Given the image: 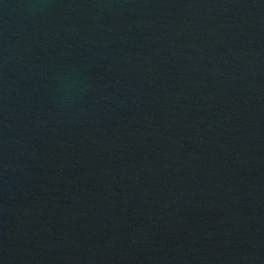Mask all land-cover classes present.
<instances>
[{
    "label": "water",
    "instance_id": "95a60500",
    "mask_svg": "<svg viewBox=\"0 0 264 264\" xmlns=\"http://www.w3.org/2000/svg\"><path fill=\"white\" fill-rule=\"evenodd\" d=\"M0 264H264V0H0Z\"/></svg>",
    "mask_w": 264,
    "mask_h": 264
}]
</instances>
